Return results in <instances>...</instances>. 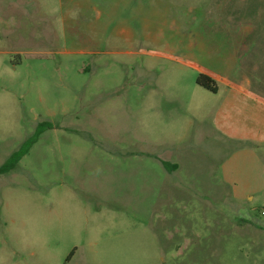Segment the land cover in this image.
I'll return each mask as SVG.
<instances>
[{"label": "rangeland", "instance_id": "rangeland-1", "mask_svg": "<svg viewBox=\"0 0 264 264\" xmlns=\"http://www.w3.org/2000/svg\"><path fill=\"white\" fill-rule=\"evenodd\" d=\"M42 122L0 264H264V0H0V167Z\"/></svg>", "mask_w": 264, "mask_h": 264}, {"label": "trees", "instance_id": "trees-1", "mask_svg": "<svg viewBox=\"0 0 264 264\" xmlns=\"http://www.w3.org/2000/svg\"><path fill=\"white\" fill-rule=\"evenodd\" d=\"M196 83L200 87L214 94L218 93L219 89H218L217 82L206 74H203V73L200 74L196 80ZM52 128H53V125L50 122L39 123L35 132L30 137H28V139L20 146V148L10 156V158L6 161L4 165L0 167V175H6L14 171L18 167L22 159L30 153L31 149L39 141L42 134H44V132ZM162 165L165 166L166 168L168 167L176 168L177 167L176 165H172L167 162H162ZM73 255L74 254L72 253L68 261L71 260Z\"/></svg>", "mask_w": 264, "mask_h": 264}, {"label": "crops", "instance_id": "crops-1", "mask_svg": "<svg viewBox=\"0 0 264 264\" xmlns=\"http://www.w3.org/2000/svg\"><path fill=\"white\" fill-rule=\"evenodd\" d=\"M251 198V197H250Z\"/></svg>", "mask_w": 264, "mask_h": 264}]
</instances>
